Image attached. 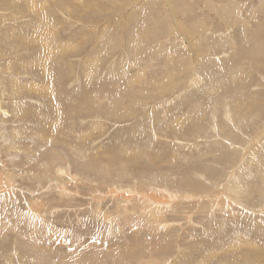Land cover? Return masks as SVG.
Returning a JSON list of instances; mask_svg holds the SVG:
<instances>
[{
	"label": "rangeland",
	"instance_id": "374dc122",
	"mask_svg": "<svg viewBox=\"0 0 264 264\" xmlns=\"http://www.w3.org/2000/svg\"><path fill=\"white\" fill-rule=\"evenodd\" d=\"M258 250L264 0H0V264Z\"/></svg>",
	"mask_w": 264,
	"mask_h": 264
},
{
	"label": "bare ground",
	"instance_id": "6f19581e",
	"mask_svg": "<svg viewBox=\"0 0 264 264\" xmlns=\"http://www.w3.org/2000/svg\"><path fill=\"white\" fill-rule=\"evenodd\" d=\"M141 29V28H140ZM92 111V110H91ZM123 114V113H122ZM63 184V183H62ZM229 186V185H228ZM231 189V188H230ZM237 190V189H236ZM231 192V191H230ZM237 194V193H236ZM239 195V194H238ZM167 204V203H166ZM163 205H165V203H163ZM167 205H169V204H167ZM153 218H156V217H154L153 216ZM156 224L158 225V222H159V225H160V222H162V219H161V216H160V218H158L157 220H156ZM121 232V231H120ZM242 245H247V244H244V243H241ZM248 246V245H247ZM246 247V246H245ZM250 250V249H249ZM257 254H261V255H263L264 256V250H258L257 252L256 251H251L250 252V254H247V253H245V254H243V256L242 257H247V256H252V258H254L255 256H257ZM26 256V255H25ZM23 260H26V257H25V259H23ZM22 260V261H23ZM31 261V260H30ZM129 262V261H128Z\"/></svg>",
	"mask_w": 264,
	"mask_h": 264
}]
</instances>
